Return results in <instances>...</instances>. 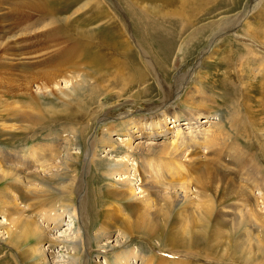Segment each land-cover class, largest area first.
Returning a JSON list of instances; mask_svg holds the SVG:
<instances>
[{
    "label": "rangeland",
    "instance_id": "1",
    "mask_svg": "<svg viewBox=\"0 0 264 264\" xmlns=\"http://www.w3.org/2000/svg\"><path fill=\"white\" fill-rule=\"evenodd\" d=\"M32 1L37 2V0ZM49 1L57 8L65 7L63 3L69 2V0ZM70 1L73 6L68 8L67 12L58 13V17H69L64 28L69 34L68 37L76 41L75 44L80 48L78 57L72 64V68H68L70 64H65L64 77L56 78L58 83L38 88L41 80H36L28 91V93L37 94L42 98L40 99L41 106L44 108L43 114L47 118V122L39 127L42 128L40 129L42 131L36 137L30 138L29 135L26 145L25 141L23 142L26 132L17 131L13 136L8 132L4 134L0 132L1 153L5 150L11 151L17 159H21V154L25 153L27 145L35 141L53 145V147L49 146L53 150L51 154L47 152L50 156L48 158L52 162L49 170H39L36 165L25 170L33 175L38 174V178L34 177L35 179L29 180L27 184H36L41 196L40 206L36 212L33 210L35 213L33 215L41 228L39 234L44 235L41 236L40 241L35 243L36 246L34 245V252H32L34 257L30 258L32 254H29V261L37 264H70V256L74 255L79 257L78 260L81 264H85V260L91 261V263L96 260L95 262L99 264H115L116 255H122L123 252L128 253L129 251L138 253L136 243H140L144 250L147 249L155 256L166 260H185L191 264H241L239 263L240 259H237L238 253L234 249L238 242L244 243L242 245L244 248L247 247L246 254L249 253L250 257L246 258V261L249 264H264V59L253 52L255 50L256 53L264 55V44L259 40L264 41V0H176L174 3L162 4L158 0H106L121 20L120 22L125 25L131 48L124 47L126 44H123V34L118 38L112 37L113 32L109 29V22L107 24L103 19L97 17L98 13L93 5L86 6L72 14L73 10L85 4L86 0ZM4 2L1 0V5ZM254 3L255 5H253ZM128 7L131 9V18H134L139 24V31L135 30L137 40L139 42L146 41L141 24L147 25L151 32V38L148 41L149 47L146 48L143 41L140 43L155 60L154 62L147 57L154 63L157 75L164 82L178 84L175 80H179V76L187 74L169 104L174 102L173 105L177 106L180 102L182 104L176 108L178 112L184 111L188 108L187 101L185 103L179 99L186 87L191 83L198 88L200 84L206 85L204 90L201 89L197 93L199 95L194 102L196 105L199 104L198 107L201 109L198 110L197 125L195 126H203L206 128L205 132H212L217 137L214 138V142L202 141L194 127L195 134H193L194 137L191 136V139L194 143L192 148L195 150L179 156V161L175 159L176 154H172L169 149L160 152L156 148L163 144L168 145L172 133L165 135L158 130L159 133H150L149 137H135L127 140V135L119 133L113 128L111 130V145L97 148L92 163H89L90 136L95 134L98 127L106 122L119 123L120 114H129L128 116L131 118L147 117L152 112L149 110V104L157 105L159 103L158 94L160 91L158 88H155V91L154 89L153 91L145 90L147 93L142 91L148 88L147 84L152 82L154 84L155 79L152 76H144L146 78L144 80H147L146 84L137 86L131 83V90L130 85L128 86L126 82L130 76L131 80H138L136 71L141 68L143 59L138 51L139 47L135 44ZM177 10L180 12L178 13ZM95 17L96 19H93ZM60 39L62 38H58V41ZM244 45L250 50L252 49L254 57L250 55L251 58L249 54L245 55L246 51L242 49L245 47ZM208 54L211 55L209 59H207ZM94 57H98V64L102 63L100 66L97 67L92 63V60H89ZM159 57L164 58L166 60L164 62L168 63L167 70L171 71V67L175 66L169 77L165 75L167 71L159 70ZM205 57L207 58L202 68ZM3 70L0 68V80L2 81L5 80L6 75ZM199 70L203 71L198 76ZM9 71L15 70L8 69ZM81 80H86V82H83V85L79 87H73L75 82H81ZM1 88L0 90H4ZM126 88L129 90L124 94L122 89ZM61 90L75 96L76 94L84 96L86 93L88 99L78 97V100L74 97L67 104L61 103L59 98H65ZM135 91H138L140 95L135 97L133 95ZM130 95L135 98L128 97ZM48 98H50V103ZM15 100L17 102H14V105L22 102L19 97H12L0 91V125L1 116L8 110L6 104ZM76 100L79 101L77 105ZM196 105L193 104L190 109L197 112ZM79 114L85 115L82 121L81 119L77 121L76 115ZM200 119H203L201 123ZM180 120H184L183 115L180 116ZM11 121L22 125V127L28 125L26 119L25 122L9 119V122ZM81 124L85 125V128H82ZM169 124L171 122L168 120L167 125ZM100 130L102 129L100 128ZM184 130L188 131L189 128H184ZM0 131L2 130L0 129ZM141 141L142 144L137 143ZM125 143H131L129 144L131 145L130 149ZM239 149H242L244 154L251 153L252 159L248 158L245 163L236 164L234 157ZM151 157L162 162L163 166H157L162 171H165L167 165H165V161H178L179 165L182 164L186 168V177L180 179L184 176V171L179 169L183 176L169 177L167 178L168 183L186 184L191 188L190 197L194 200L205 201L206 196L212 199L215 208L206 226L201 225V221H197L194 208L184 209L186 208L184 203H188L186 200L172 204L169 210L170 216L165 217L164 211L155 198V192L159 188L149 187L152 172H150V177L145 161L149 158V163L154 165L155 162L151 160ZM210 157L216 160V166H219L220 169H216V166H210L211 168L208 167L209 165L204 166L203 163H206ZM233 162L236 165L232 164ZM1 164L2 161H0ZM3 164L6 167L14 165L13 162L12 164L10 162ZM252 165L259 168L257 176L256 172L250 168ZM164 175L167 173L165 172ZM39 177L47 180L46 186L48 187L44 191L39 189ZM9 178L4 180L13 181ZM77 179L81 181L82 185L81 196L85 197L84 213L87 211V219L90 218L89 220L85 219L86 221L83 219L85 223H81L77 219L78 216L74 219L71 209L59 202L61 201L59 194L64 189V185L65 190H68L66 184L70 189L71 185L75 186ZM6 184L9 183L5 182ZM200 184H203L201 186L204 187L199 186ZM166 192L168 191H162L163 195H166ZM8 193L11 198L16 197V206L24 208L27 206L20 200L19 192L14 193L9 190ZM241 194L243 195L240 196ZM78 197L74 198V208L78 206ZM244 198L249 206L243 211L237 208V204L244 201ZM159 199L162 201L163 197ZM49 203L52 206L50 205L48 208ZM161 203L164 204L163 201ZM91 205L94 206L93 210L95 209V211L89 212ZM46 208L47 213H44ZM26 210L31 213L28 209ZM113 210L117 214L112 215L111 211L113 212ZM55 213L58 214L57 219L53 218ZM141 213H145L147 218L157 220L160 224L158 226L166 231L164 236L166 234L168 236L172 232L179 238L182 236L192 237L197 241L194 248H201L208 244L209 250L207 251H211L215 260L192 255L185 256L182 251L178 253L162 248L158 244L163 240L160 236L154 239L149 238L150 240L142 236H130L124 243L111 249L113 244L117 241L122 242L125 238L121 224L125 220H133L134 215L140 216ZM16 216L17 214L11 209H4L3 213H0V221H4L1 222L2 226L0 225L2 236L0 247L4 251L10 250L14 258H17L16 263L22 264L13 249L2 243L3 237L7 236L5 233L7 221H11ZM217 220L221 221L217 222ZM105 221L108 232L98 236L99 239L96 242L93 237ZM77 229L81 231L82 243L79 242ZM82 230L85 231V234L87 233L86 236H89L86 237V240L89 238L87 246ZM68 232H70V236L67 234ZM22 245L25 250L30 252V244H25L22 241ZM2 255L3 252L0 251V264L8 260V256L3 255L2 257ZM232 259L235 261H231ZM128 264H136V262L129 257Z\"/></svg>",
    "mask_w": 264,
    "mask_h": 264
},
{
    "label": "bare ground",
    "instance_id": "2",
    "mask_svg": "<svg viewBox=\"0 0 264 264\" xmlns=\"http://www.w3.org/2000/svg\"><path fill=\"white\" fill-rule=\"evenodd\" d=\"M4 1L5 2L3 3V5H1V3H0V68L4 69L3 71H4V74H6V75L4 77L5 80H3V81L0 80V84H1L0 88L1 87H2L1 89L4 88V90H0V91L3 94L4 93L6 95L9 94V96H12V97L13 96L19 97L20 99H22V102L19 100L18 102L19 103L21 102V104L14 105V102H17L15 100L13 102H8L6 104L8 110L6 111L5 114L2 113L4 115L1 116L2 122L0 125L1 126L0 129L2 131H0V132L3 134L5 132H8L11 134V136H13L17 131H22L24 133L26 132L25 136H24V140H23V142L25 141V145H26L27 141H28L27 138L29 137V135H30V138L36 137V135L40 131H42V130H40L42 128H39V127H42L43 126L42 124L47 122V118L43 114L44 108L41 106L42 102L40 101V99H42V98L37 94L34 95V93L33 94H30L31 92L28 93V91L30 90V87L33 85V83H35L36 80H38V81L41 80V82L39 83L40 86H38V88H44L46 86H49L50 84L58 83L56 78L58 76H61L62 78L64 77L63 76L64 75L63 74V70H64L63 68H65L64 67V66H66L65 64L71 65V66L67 65L68 68L73 67L72 64L75 63V59H76V57H78V53H79L80 48L77 44H75L76 41L71 40V38L68 37L69 34L65 31L64 25L66 24V21H68L69 17L68 18L67 17H58V13L62 14L64 12H67V9L73 6V4L70 0H69V2L63 3V4H65L64 5L65 7H59V8L54 6L53 3L49 0H37V2H34L32 0H8V1L4 0ZM158 1H161L160 4H162V3H168V2L174 3L176 0H171V1L170 0H158ZM90 5L91 6L93 5L94 8L96 9V11L98 13V15H97L98 18L103 19L105 22H107V24L109 22V24H110L109 29H111L110 31L113 32L112 37L115 36L118 38L119 35L123 34V36H124L122 39L123 44H126V45H124V47L125 48H129V47L131 48V42L129 41V39L127 37V29H126L125 25L120 22L121 20L113 11L112 6L109 3H107L106 0H86V3L83 5H80L78 8H75V10H73L72 14L77 13L81 9L85 8L86 6H90ZM253 5H255V3ZM252 8H253V6H252ZM177 12L179 13L180 10L179 11L177 10ZM242 15H240V16L242 17ZM128 16H129L130 23H132V33L135 37V42H136L135 44L137 47H139L138 51H139V53L143 59L141 62V64H142L141 68L142 69L138 68L137 71L135 70L136 74H137L136 77L138 78V80H134V79L131 80V76H130L129 80H126V82H127L128 86L130 85L129 88L131 90V83H134V85H137V86L140 84H146L145 82H147V80H144V79H146V78H144V76H146V77L152 76V78L155 79L154 84H153V82L147 84L148 88H146V86H144L146 89H144L142 91H145V90L148 91L149 89H150L149 91H153V89L155 91V88H158V90L160 91L158 94L159 95V103H157V105L156 104L155 105L149 104L150 105L149 110H152V112H151L152 115L150 114L147 117L137 116V117L131 118V116H128L129 114H120L121 120L119 123H117V122L116 123L106 122L102 126L98 127L95 130V134H92L90 136L91 137L90 141H89L90 157L88 158L89 163H92V161H93L92 159L95 157V154L97 152V148L98 149L104 148V146L111 145V141H112L111 130L113 128H114V130H117V132H119V133L122 132L123 134L127 135V137H126L127 140L128 139L131 140V138H135V137L136 138L137 137H140V138L149 137L150 133L155 132L154 134H156V133H159L160 131L162 133H164L165 135L172 133V136L169 137L168 145L163 144L160 147H156V148L160 152H164V151L169 149L170 151H172V154H176L175 159L179 161V158L183 154H185L187 152L189 153L190 151L195 150L194 148H192L194 146L193 145L194 143H193V139H191L192 138L191 136H193V134H195L193 132L194 127H196L195 130L199 134L198 137L200 136V138H202V141H206L207 143L209 141L214 142V138L217 137L212 132H210V133L205 132L206 131L205 127L195 126V125H197V119H198L197 115L199 114L198 110H201V109L198 107L200 105L199 104L196 105L194 102H196L197 95H199L197 93L200 92L201 89L204 90V87L206 85H204V83L200 84L199 85L200 87L198 88L197 86L195 87L193 83L189 84L186 87L182 97L179 99L180 101H184L185 103L187 101L186 104L188 105V108L184 109V111H182V112H178L176 107H179V104L181 105L182 103L178 102V104L176 106V104L173 105L174 102L170 103V104H169V102L175 96V94L178 92V89L180 88V85L183 81V78L187 77V74L179 76L180 77L179 80H175V82H177L178 84H172L169 82H164V80L161 77H159L157 75V73L155 72L154 65H153L154 63H152L150 61V59H152L154 62H155V60L148 54V51L145 50L143 48L144 46L141 44L143 41V42H145V45L147 46L146 48L149 47L148 41L151 38V32L148 30L147 25L143 26L141 24V30L143 31V36H144V39L146 41L141 40L140 41L141 43H140L137 40V37L135 35V30H138L139 24L137 21H135L134 18H131V9L129 7H128ZM105 18H108V19H105ZM93 19H96V17ZM143 36H141V39H143ZM254 36H256V35H254ZM58 38H62V39H60L58 41ZM51 40H52V43H50ZM259 40H260V43L264 44V41L262 39H259ZM183 42H181V43H183ZM129 43H130V45H129ZM181 43H180V45H182ZM178 48H180V47H178ZM242 49L247 52V53L245 52V55L249 54V56L252 55L254 57V55L256 54L258 57L264 59L263 54H258L255 52V50H253V52L255 53V54H253L251 52L252 49L250 50L249 47H247V46L243 47ZM207 52H208V50H207ZM210 54L207 55L208 58L205 57L203 59L202 68H203V65L205 64L206 58L209 59V57L211 56ZM147 57H149L150 59ZM97 58L98 57H94L93 59L90 58L89 60H92V63L96 64L98 67V65L100 66L102 63L98 64ZM164 61H166V60H164V58L159 57L160 66H158V68H159V70L162 69L163 72H164V70H165V72L167 71L165 73V75H166V77H169L170 72L175 68V66H173V67L170 66L171 71H169V70H167L168 63L164 62ZM74 66H76V65H74ZM8 69H11L12 71L15 70V71H13L14 73L10 72V71L8 72ZM202 71L203 70H201V71L199 70L197 75L199 76V74ZM83 82H86V80H81V82H75V84H73V87H76V86L79 87V86L83 85ZM36 85H37V83H36ZM124 87H125V84H124ZM129 88L122 89L123 93L124 94H125V92L127 93ZM9 91H12L13 93L10 94ZM138 91H141V90H138ZM138 91L134 92L133 95L135 97L140 95ZM146 91H145V93H147ZM61 92H63L64 97H65V98H62V97L59 98V99H61V101H60L61 103L67 104L68 102H71L74 99V97L76 99H78V97L88 99V95H86V93L84 96L77 95V94L75 96V95L70 94L69 92L64 91V90H61ZM133 95H130L128 97H131V96L134 97ZM119 96H120V94H119ZM136 99H138V98H136ZM139 99H140V97H139ZM47 100L49 102L50 98H48ZM81 100L83 101V99H81ZM75 103L77 105V104H79V101L76 100ZM193 104L197 106V112L194 109H190V107ZM201 105H202V103H201ZM22 109H24V110H22ZM191 111H193V112H191ZM181 115H183L184 120H180ZM47 117H50V116H47ZM73 117H74V115H73ZM76 117H77V121H79L80 119L82 121L84 119L85 115L79 114V115H76ZM9 119L10 120H16L19 122H20V120H21V122H25V119H26L28 125L22 127V125H17V123H12V121L9 122ZM168 120H169V122H171V124H169V125H167ZM202 120L200 119L199 122L201 123ZM206 121H209V120H206ZM94 123H95V121H94ZM34 125L37 126V128H35ZM82 128H85V125H82ZM100 128L102 130H100ZM184 128H189V130L185 131ZM158 130H160V131H158ZM29 133H31V134H29ZM187 137H189L188 140H187ZM199 140H201V139H199ZM137 143L142 144V141L137 142ZM125 144H127L128 148L130 149L131 145H129V144H131V143H129V144L125 143ZM147 144H149V143H147ZM22 146H24V145H22ZM49 146L53 147V145L49 144V143L44 144L43 142H36V141L33 143H30L25 148V153L21 154V159H17L15 157V155H12L13 153H11V151L5 150L1 153L2 149L0 148V155H1L0 161H2V164L0 165V213H3L4 209H7V210L11 209V211H13L17 214V216L13 217L11 221L6 220L8 222V224L6 223V225L5 224L4 225L6 228L5 233L7 236L4 234L6 237H3L4 239H3L2 243L10 246L13 249V251L16 253V255L18 256V258L22 262V264H37L34 262H30L29 259L34 257L32 254V252H34V248H35L34 245L36 246L35 243H37V241H40L41 236H42L39 234V231L41 229L40 225L37 222L35 215H33V214H35V213H33V210H35L34 212H36V209H38V207L40 206V197L41 196L38 193V189H37L36 184H27V182L29 180H34L35 178H38V174L33 175L32 173H30L28 171L26 172L25 170H27L28 167L30 168L31 166H34V165H36V167L39 170H49L52 166V162H50V160L48 158L49 155L47 154V152L51 154V152L53 151ZM168 146H170V147H168ZM213 152H214V150H213ZM244 153L245 152L242 149L237 150V152L235 153L236 155L234 157V161L236 160V164L239 165V164L245 163L246 161H248V158L250 160L252 159L251 153H249V154L248 153L244 154ZM159 159L165 160L163 158H159ZM208 159L209 160L206 161V163H203L204 166L209 165L208 167H210V166L213 167V166L217 165V162L215 159H213L212 157H210ZM151 160H153V162H155L154 165L149 163V161H150L149 158H147V160L145 161L146 162L145 166L147 168L146 170L149 173V176H150V172H152V177L150 176L152 179H151V184L149 185V187H151V188L158 187L159 188L155 192V198H156L160 208L164 211L165 217L168 218L170 216L169 210H170V207L172 206V204H175L177 202H181L182 200H186V201H188V203L187 202L184 203V206L186 207L184 209L194 208L193 210L196 212L197 221H199V222L201 221V225L206 226L208 221H209L210 216H212L211 215L212 211H214V208H215V205L213 204L212 199H210L208 196H206L205 201L194 200L190 197V194L192 193L191 188H189V186H187L186 184H184V183H174V184L168 183L167 178H169V177L178 178V177L183 176L179 172V169L184 171L183 172L184 176L180 179H184L186 177V175H185L186 168H184V166H182V164L179 165L178 161H176V160H174L172 162L169 161L170 163L165 161V165L166 164L167 165L165 167V171H162L159 168H157V166L158 167L163 166L162 162H160V161L158 162L154 157H151ZM217 160H219V159H217ZM4 162H10L11 164L13 162L14 165L6 167L3 164ZM218 162L220 163V161H218ZM232 164H235V162H233ZM215 168L220 169L219 166H216ZM250 168H252V170L254 172H256L255 175L257 176L259 168L255 167L253 165ZM100 170H101V168H100ZM116 170L118 171L119 169H116ZM165 172L167 173V175H164ZM211 172H212V169H211ZM7 177H10L9 180H13V181L8 182ZM4 179H7V180H4ZM46 181L47 180H43V179H41V177H39L40 188L39 187L38 188L41 191H44L47 189L48 186H46V184H47ZM5 182H7L9 184L5 185ZM177 182H178V180H177ZM201 185H203V184H200L199 186H201ZM66 186H67L68 190H65L66 188L64 185V189L62 191H60L61 193L59 194L57 192L60 195L61 201H59V202L62 203L61 205L67 206L71 209L72 217L74 219L77 218V216H78L77 219H79V221L81 223H85L83 221L85 219L89 220L90 218L87 219V216H86L88 214L87 211L84 213V209L86 206L84 205L85 197L81 196L82 195L81 194V187H82L81 181L78 180L76 182L75 186L71 185L70 189L68 187V184H66ZM201 187H204V186H201ZM23 188L25 189L24 191H23ZM9 190L14 192V193L16 191L19 192L20 200L25 202V204L27 206L25 208L22 206H19V205L16 206L15 202L17 199L14 196L11 198V196L8 193ZM161 190L162 191L165 190L168 192L165 193L166 195H163ZM168 193H170V194H168ZM196 194H197V192H196ZM74 195L76 197L79 196L78 197V206H76L75 208H74V201H75ZM242 195L243 194H241L240 196H242ZM7 196H8V199H6ZM161 197H163V199H162V201L164 202L163 205L161 203L162 201H160V199H159ZM51 200H53V199L51 198ZM245 201H247V200L245 199L244 201L242 200L241 202H238L239 204H237V208H239V210L244 211L245 209H247L249 204H248V202H245ZM48 205L47 206L49 208L51 204L49 203ZM93 207L94 206L91 205V208L89 207L88 211L89 212L95 211V209L93 210ZM26 209L31 211V213L28 212ZM54 209H55V207H54ZM76 210H77V212H76ZM65 211H67V210L65 209ZM183 211H185V210H183ZM44 213H47V208L45 209ZM105 213L108 214V212H105ZM111 213L113 215L116 212H115V210H113V212L111 211ZM37 214H39V213H37ZM141 214L142 215H140V216L134 215L133 220H125V222H123L121 224V227H122L121 230H123V234L125 235V238L122 242L117 241L118 243L116 242L115 244H113V246L111 245L112 246V247L110 246L111 249L114 248L115 246H119L122 243H124L127 240L126 238H129L130 236L131 237L134 235L142 236L148 240H150L149 238L154 239L155 237L160 236L163 240L158 242V244L162 248L169 249L170 251L173 250V251H176L178 253L180 251H182V253H184L185 256L186 255H188V256L192 255V256H196V257L197 256L202 257L203 259L206 258L207 260H215L214 256L211 255V251L210 252L207 251V250H209L208 246H207L208 244H206V246L203 245L202 246L203 248L202 247L199 248L198 246H197L198 248H196V247L194 248L193 246H195L197 244V241L195 239H192V237L191 238H185L184 236H182V238H179L178 235H176L172 232L170 234H168V236H167V234L164 236L166 231L163 230V228H160L158 226L160 224L157 220L147 218L145 213H141ZM238 214L241 215L240 212H238ZM59 215H60V213H59ZM44 216L47 218V216L45 214H44ZM57 217H58V214L55 213L53 218L57 219ZM218 218H219V216H218ZM47 220H48V218H47ZM58 221H60V220H58ZM219 221H221V220H217V222H219ZM1 222H4V221L1 220L0 225H1ZM257 223H259V222H257ZM107 227L108 226H107L106 221H105L104 224L99 227V230L96 232L94 237L92 236L93 240L95 239L97 242V239H99L98 236L102 235V233L108 232V231H106ZM78 232H79V235H78L79 242L82 243V239H81L82 234H81L80 229L78 230ZM82 233L85 234V231L83 232V230H82ZM67 234L70 236V232H68ZM86 234H85V242H86L85 245L87 246L89 243V242H87V240L89 238H87V240H86V237L88 236V235L86 236ZM1 238H2V236L0 233V239ZM19 240H20V242H19ZM22 241L25 244H30V246H29L30 252L25 250V247L22 245ZM136 244L138 246V248H137L138 253H137V251H136V253L129 251L128 253L123 252L122 255H120V254L116 255L117 259L115 260V264H128V258L129 257L132 259V261H135L136 264H191L185 260L173 261V260H166L164 258H159V257L155 256L153 253L147 251V249L144 250L142 247V244H140V243H136ZM236 244L237 245L234 246V249H235V252L238 253L237 259L241 260V261L239 260V263L249 264V262L246 261L247 260L246 258L250 257L249 253L246 254L248 252L246 249L247 247L244 248L242 246L244 243L241 244V243L237 242ZM131 245H133V244L131 243ZM0 251L3 252L4 256H6V257L8 256V260L6 262H4L5 264H17L16 263L17 258L16 259L14 258V256L12 255V252L10 253V250L4 251L0 247ZM240 253H242L244 256L241 255ZM29 254H32L30 256V258H29ZM3 255H2V257H3ZM70 257H71L70 264H81V263H79V260H78L79 257L78 256L75 257L74 255H71ZM82 257H83V255H82ZM95 261H94V263L93 262L91 263V261L85 260L84 263L85 264H99V263H96ZM231 261H235V260L232 259ZM4 263H2V264H4Z\"/></svg>",
    "mask_w": 264,
    "mask_h": 264
}]
</instances>
